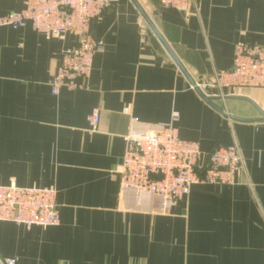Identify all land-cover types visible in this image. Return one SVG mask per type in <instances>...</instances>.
<instances>
[{"label":"crops","instance_id":"crops-1","mask_svg":"<svg viewBox=\"0 0 264 264\" xmlns=\"http://www.w3.org/2000/svg\"><path fill=\"white\" fill-rule=\"evenodd\" d=\"M25 1L0 0V16ZM90 35L102 44L91 75L54 96L60 55L79 39L0 30V186L54 188L60 215L49 228L1 222L0 257L264 264V89L213 84L232 69L238 46L264 47V0H191L186 12L120 0L91 22ZM94 112L100 121L92 132ZM174 114L182 140L204 151L240 149L235 184H196L175 203L123 189L126 136L156 132Z\"/></svg>","mask_w":264,"mask_h":264},{"label":"built area","instance_id":"built-area-1","mask_svg":"<svg viewBox=\"0 0 264 264\" xmlns=\"http://www.w3.org/2000/svg\"><path fill=\"white\" fill-rule=\"evenodd\" d=\"M163 7L186 12L191 0H158ZM120 0H26L16 13L0 16V30L31 27L42 35L79 41L62 51L51 79L54 96L63 90L76 91L79 79L91 75L94 58L102 44L90 35V24ZM218 89H264V47L240 45L229 72L219 73L214 83ZM200 89V85L196 83ZM194 88V87H193ZM195 89V88H194ZM100 121L94 112L88 117L89 129L95 132ZM172 121L149 134L129 133L122 162V187L161 197L166 202L188 196L196 184L233 185L243 168V157L237 146L204 151L198 142L179 137ZM54 188H26L15 184L0 186V223H14L27 229L56 227L60 215ZM0 264H15L0 257Z\"/></svg>","mask_w":264,"mask_h":264},{"label":"water","instance_id":"water-1","mask_svg":"<svg viewBox=\"0 0 264 264\" xmlns=\"http://www.w3.org/2000/svg\"><path fill=\"white\" fill-rule=\"evenodd\" d=\"M133 2H135V0H132ZM180 67V66H179ZM180 69L184 72V74L188 77V79L191 81V83H192V85H193V87L196 89V90H198V91H200V89L197 87V85H196V83L189 77V75L187 74V72L182 68V67H180ZM203 97H204V95L202 94V93H200ZM208 102H210V103H212L211 102V99H208Z\"/></svg>","mask_w":264,"mask_h":264}]
</instances>
